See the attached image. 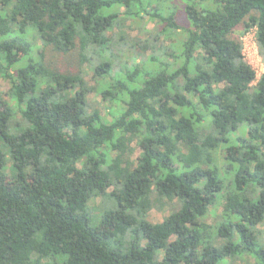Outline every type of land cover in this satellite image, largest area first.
<instances>
[{
	"label": "trees",
	"instance_id": "obj_1",
	"mask_svg": "<svg viewBox=\"0 0 264 264\" xmlns=\"http://www.w3.org/2000/svg\"><path fill=\"white\" fill-rule=\"evenodd\" d=\"M153 1L0 0L14 101L0 107V264H264V71L234 36L257 27L264 60V0ZM145 14L158 33L143 49L172 47L115 71L109 31ZM106 195L116 206L92 225ZM154 208L170 213L152 222Z\"/></svg>",
	"mask_w": 264,
	"mask_h": 264
},
{
	"label": "rangeland",
	"instance_id": "obj_2",
	"mask_svg": "<svg viewBox=\"0 0 264 264\" xmlns=\"http://www.w3.org/2000/svg\"><path fill=\"white\" fill-rule=\"evenodd\" d=\"M173 0H169L164 2L163 6L171 5ZM178 5L177 8L181 7L182 2L180 0H174ZM160 4L161 2L158 0L153 1V7ZM124 11V8H121V12ZM181 23L185 25V12L182 11V15L180 14ZM179 31L183 32V28L179 29ZM158 33V25L157 23L152 20L149 15L145 14L142 18H122L119 25H117L113 30L109 31V35L113 39L120 40L121 46H116L119 52V61L115 65V71H118L122 68V65H126L127 67L134 66L133 62H138L140 64H146L147 66L151 67L149 56L155 54H159V50L171 48L172 41L175 38L169 37V35L163 36L161 35L159 41L155 39V43H157V48H150V49H143V44L145 41H151L154 39L155 35L157 36ZM234 36L239 38L244 47V53L246 60L255 68L257 72V78L261 75L264 71V60L260 50L255 52V44L257 42V27H251L243 33V26L240 25L235 33ZM178 37H182V35H178ZM154 42V41H153ZM162 44V47H161ZM69 59V58H67ZM62 61V58L60 59ZM19 65V64H18ZM85 78L87 84L90 88L89 90V102L91 108H97L101 111V113L106 117L109 118L110 111L112 107H110V103L108 101H104L100 94V87L102 82H98L94 75L93 69L91 67L85 66ZM256 81H254L255 83ZM5 104H14L13 99L11 98V81L8 78H4L0 76V107L5 106ZM21 117L18 116V119ZM134 159L138 158L142 153V148L139 145V142H134ZM116 206V202L113 198L109 197L108 195L102 197H94L91 199L89 203V215L91 217V224L97 225L100 222L101 214L106 209H111ZM222 207L216 206L213 208L211 215L208 217L209 222H214L216 219V213H221ZM170 209L166 208L164 210H158L156 208L152 209L149 218L152 222H160L162 221L167 215H169ZM259 230V238L264 243V223L258 226ZM247 261L251 264H255V259L250 256H246L244 258H236L235 260H228L225 264H246Z\"/></svg>",
	"mask_w": 264,
	"mask_h": 264
},
{
	"label": "built area",
	"instance_id": "obj_3",
	"mask_svg": "<svg viewBox=\"0 0 264 264\" xmlns=\"http://www.w3.org/2000/svg\"><path fill=\"white\" fill-rule=\"evenodd\" d=\"M259 50L258 44H255V52L257 53ZM243 52H244V47H243ZM245 55V53H244ZM246 58V57H245ZM249 63V62H248ZM250 64V63H249ZM252 66V65H251ZM253 67V66H252ZM254 68V67H253ZM255 69V68H254ZM259 78V77H258Z\"/></svg>",
	"mask_w": 264,
	"mask_h": 264
}]
</instances>
